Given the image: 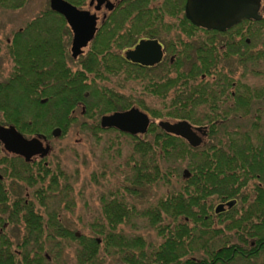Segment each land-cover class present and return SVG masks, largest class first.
<instances>
[{"label":"trees","instance_id":"1","mask_svg":"<svg viewBox=\"0 0 264 264\" xmlns=\"http://www.w3.org/2000/svg\"><path fill=\"white\" fill-rule=\"evenodd\" d=\"M9 1L12 9L25 2ZM184 3L138 0V5L125 6L110 23H104L84 56L72 59L60 43L57 64L51 66L52 55L43 56L44 65L50 66L41 73L27 71L24 54L37 36L18 40L21 53L11 77L0 81V124L14 125L25 136L48 139L54 127L64 133L76 122L94 136L102 131H114L116 138L127 136L131 150L122 182L106 187L98 198L101 221L99 217L91 227L102 238L103 250H99L97 239L76 237L61 222L56 208L48 205L49 200L60 205L63 194L71 192L69 184L61 182L59 166L50 167L44 159L27 163L19 157L8 158L0 143V264H54L64 241L76 242L77 264H106V258L115 254L126 264H264V132L259 127L261 105L256 102L263 88L235 79L234 71L222 65L227 57L214 45L216 30L205 33L200 67L195 58L180 56L153 70L127 62L119 52L141 36H159L155 28L164 26L165 18L186 20ZM246 26L250 29L245 30ZM263 30L262 16L257 21L242 20L226 33L237 42ZM67 59L81 69L67 70ZM185 62L187 68L182 67ZM113 77L161 100L171 95V103L162 109L149 108L139 97L107 88ZM43 98L46 102L41 103ZM248 99L249 113L244 109ZM134 105L150 116L145 134L129 135L100 126L102 115ZM79 106L90 121L73 115ZM238 112L244 118L251 116L250 128L238 123ZM164 117L203 127L208 144L204 140L192 147L180 136L165 132L157 124ZM232 123L235 126L230 129ZM7 176L10 188L5 184ZM14 183L23 187L25 196L14 189ZM152 189L163 192L154 198L142 196ZM28 194L33 198L27 199ZM230 199L236 200L233 207L214 212L216 202ZM123 220L133 226L142 221L159 242L147 240L139 226L132 233L117 230Z\"/></svg>","mask_w":264,"mask_h":264},{"label":"rangeland","instance_id":"2","mask_svg":"<svg viewBox=\"0 0 264 264\" xmlns=\"http://www.w3.org/2000/svg\"><path fill=\"white\" fill-rule=\"evenodd\" d=\"M49 0H26V3L21 8L15 10H3L0 9V81L8 76L11 63L9 62V56L6 54V39L10 37L15 30L23 27L27 21L37 16L41 11L48 7ZM264 17V10L262 11ZM261 31V29H260ZM264 31V30H263ZM257 35H264L259 33ZM253 49H260L259 45L264 42V38H252ZM261 49H264L262 47ZM87 50V49H86ZM122 53V49L119 50ZM69 53V52H68ZM70 56V55H69ZM67 66L75 71L79 67L70 61L66 60ZM227 68L233 70L234 78L240 79L243 82L245 80L250 86L254 88H263L262 95L256 99L258 105H261V116H260V129L264 132V56L257 59V61H251L249 67L246 69L242 63L238 67L236 62L229 59L226 63L223 61ZM188 67V66H187ZM108 83L105 84L107 88L113 89L116 93L130 94L141 98L143 103L149 108L162 109L171 103V95L165 100L156 98L154 96L143 93L141 87L134 85L131 82H124L116 77L111 78ZM255 101V99H254ZM135 107H139L134 105ZM249 106V105H248ZM140 108V107H139ZM141 109V108H140ZM250 109V106H249ZM142 110V109H141ZM84 107L79 106L73 115L80 121H90V118L84 116ZM144 111V110H143ZM147 112V111H145ZM249 113V112H248ZM247 113V114H248ZM241 112L236 113L238 122L241 125L250 128V118L241 117ZM241 118V119H239ZM2 117L0 114V121ZM165 120L176 121L173 118L164 117ZM158 123V121H157ZM247 125V126H246ZM234 123L230 125V129H233ZM143 135V134H142ZM98 136V138H96ZM94 136L87 130H81L78 127V123L73 122L70 124L66 132L61 133L58 137H50L49 142L52 147L51 153L44 158L50 167L59 166L62 171L63 180L61 182H67L71 188V192L67 195L63 194L60 205L51 203L50 200L48 205L55 207L61 222L74 234L79 233L80 236H90L98 240V244L101 246L99 250H103L102 238L100 235H96L93 231L95 227H91L93 223L101 216V210L99 208V195L102 190H106V187L113 186L116 183L122 182L124 174H122L125 167L128 153L131 150L129 145V138L127 136H118L114 131H102L97 132ZM27 137H30L27 135ZM207 141L208 137H203V141ZM2 151H0L1 153ZM185 167H181V171L185 170ZM9 177H5L8 179ZM61 177L59 178V181ZM7 188L12 185L11 181H6ZM14 189L17 191L23 187H19L16 183L13 184ZM28 187V186H27ZM31 193L32 189L28 187ZM163 190L152 189L150 191L143 192L142 196L154 198V196H161ZM29 195V194H28ZM25 196V194L23 195ZM27 198V197H26ZM33 196L29 195L27 199H31ZM60 198V197H59ZM236 200H238L236 198ZM53 201V200H51ZM67 201L70 202V206H67ZM135 201V200H134ZM143 203L144 199L139 200ZM220 203L216 202L213 206ZM45 213V210H41ZM101 217L99 218V222ZM117 230L132 233L136 231L138 226L144 231L143 235L147 240H153L159 242L160 238L153 236V233L146 229L145 223L142 221L136 222L135 226L126 224L125 220L116 225ZM66 244L62 253L55 259L54 264H77L74 252L76 242L64 241ZM13 249H17L14 245ZM137 251L133 250L132 255H136ZM106 264H126L122 262L118 255H110L106 258Z\"/></svg>","mask_w":264,"mask_h":264},{"label":"flooded vegetation","instance_id":"3","mask_svg":"<svg viewBox=\"0 0 264 264\" xmlns=\"http://www.w3.org/2000/svg\"><path fill=\"white\" fill-rule=\"evenodd\" d=\"M66 1L70 2L79 10H85L88 11L90 14L96 15L97 30L95 35L102 28L105 22L110 23L112 20V16L119 13L120 10L124 9L125 6L138 5V0H101V2H99V0H66ZM25 3L26 0L24 3H22L21 6L12 9L9 0H0V9L15 10L24 6ZM107 4L108 5L111 4L112 8L109 9L107 7ZM152 4H154V1L152 2ZM262 5H263V0H261L260 13H261ZM162 21L164 22L165 25L155 28V31L159 33V36L139 37L136 40V42L131 46H126L122 48V53H120L121 56L125 59L124 54L126 50L133 49L141 39H145V40L155 39L160 43L162 48V59L160 60V62L152 66H144L138 63H132L126 59L125 60L134 65H137L138 67L153 68V70H157L160 68V65L162 63H165L166 61L168 63H173L176 57L182 56V57L195 58L198 67H200L203 56L202 53L204 52L203 49H205L204 46V38H205L204 36L206 35L205 33L214 30H207L203 27L196 26L192 24L187 18L186 20H184L176 17H168L163 19ZM251 21H255V20H250V22ZM229 29L223 32L218 31V33L212 34L214 45L221 48L220 53L223 56L227 57V59L223 60L225 61V63L229 59H231V61L233 60V62L237 63L238 67H240L241 65L239 64L242 63L243 67L247 69L251 61H255V60L257 61V59L264 56V49H261L262 47H264V42L259 45L260 49H253L252 43L254 40L250 37L239 38L237 42H234V40L231 39L232 36L226 33ZM249 29L250 28L246 26L245 30H249ZM16 33L19 34L16 35ZM29 35H35V37L37 36V40L35 41V43L29 44L30 45L29 50L24 51V54L27 59L26 65H28L26 69L30 73L33 72L41 73L43 69H48L50 65L48 66L44 65V61H43V56H46L48 54L52 55L51 57L53 63L51 66L55 65L57 61L56 58L58 57V51L59 48L61 47L60 43L62 44V47L65 49V51L67 53L69 52L68 55H70L72 59H78L80 56H84L87 53L89 46L91 45V42L94 39L93 38L90 42H88L87 46L83 48L82 54L78 55L76 58H73L71 52L72 40H73L72 29L70 28L66 18L60 12L55 11L51 8L50 0H49L48 7L46 9L41 11L34 18L27 21L23 27L19 28L18 30H15L13 34L6 39L7 46L5 50H6V54L9 56L10 59L9 62L11 63V67L9 69L8 76L5 79L11 77V73L13 72V67L15 65L14 62L16 61L15 59L17 58L18 54L21 53L20 51H18V47H17L20 46L19 41L26 39ZM48 35H50V38L48 37ZM254 37L264 38V35H256ZM238 57H241L243 60L238 61L237 60ZM252 58H257V59L252 60ZM187 66H188V62H185L182 67L187 68ZM66 69L72 71V69H70L68 66L66 67ZM79 69L81 68L79 67ZM44 99H45L44 102H46V98L40 99V102L44 103L42 101ZM217 101H222V100L218 99ZM246 102L248 104H246V107L244 109L246 110V112H249V106H248L249 99ZM46 142L50 144L49 139H47V137H46V141H43V143L45 144ZM2 149L4 155L7 156L8 158L19 157L24 162L27 163H33V162L38 163L42 159L46 158L52 151V147H51V150L47 156L42 158L39 155H34L30 158L29 161H26L23 156L4 150L3 145H2ZM44 164H47V162L44 161ZM8 169L9 167H7V170ZM0 175H1L0 179H2L3 176L1 173ZM6 181H10V179L8 178L6 179ZM119 231H121V228ZM74 235L79 238L81 237L78 232L74 233ZM66 242L68 243V241ZM62 245L66 246L64 242L62 243Z\"/></svg>","mask_w":264,"mask_h":264},{"label":"water","instance_id":"4","mask_svg":"<svg viewBox=\"0 0 264 264\" xmlns=\"http://www.w3.org/2000/svg\"><path fill=\"white\" fill-rule=\"evenodd\" d=\"M101 2V0H99ZM53 10L60 12L67 20L73 32L72 57L76 58L82 54L83 48L87 46L96 33L97 17L88 11L79 10L66 0H50ZM109 9L111 4H107ZM261 0H185V17L194 25L207 30H217L223 32L242 20H259ZM124 57L132 63L144 66H152L162 59V48L155 39H141L133 49L126 50ZM43 102L45 101L42 100ZM158 126L167 133L180 136L192 147L199 146L206 135L203 127L194 126L187 120H160ZM150 125V117L147 112L139 107L132 106L126 110H116L104 114L100 118L102 128H114L129 135L145 134ZM61 128L55 127L51 131L53 137L61 135ZM46 136L36 135L32 137L24 136L14 125L0 124V143L4 150L21 155L26 161L34 155L45 157L51 150ZM184 177L189 176V172L183 171ZM1 178V175H0ZM235 199L218 203L214 212L221 213L234 206Z\"/></svg>","mask_w":264,"mask_h":264}]
</instances>
